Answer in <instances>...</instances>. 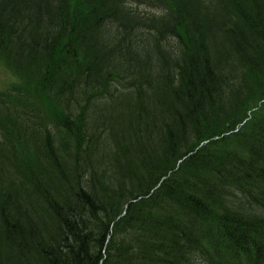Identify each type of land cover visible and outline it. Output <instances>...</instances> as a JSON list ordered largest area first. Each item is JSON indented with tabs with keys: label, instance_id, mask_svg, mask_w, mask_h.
<instances>
[{
	"label": "trees",
	"instance_id": "16d2710c",
	"mask_svg": "<svg viewBox=\"0 0 264 264\" xmlns=\"http://www.w3.org/2000/svg\"><path fill=\"white\" fill-rule=\"evenodd\" d=\"M0 264H264V0H0Z\"/></svg>",
	"mask_w": 264,
	"mask_h": 264
},
{
	"label": "rangeland",
	"instance_id": "374dc122",
	"mask_svg": "<svg viewBox=\"0 0 264 264\" xmlns=\"http://www.w3.org/2000/svg\"><path fill=\"white\" fill-rule=\"evenodd\" d=\"M19 78L12 69L0 59V91H5L18 82Z\"/></svg>",
	"mask_w": 264,
	"mask_h": 264
}]
</instances>
